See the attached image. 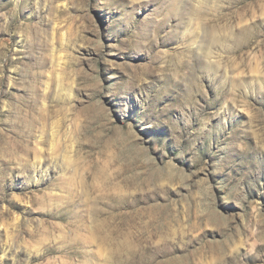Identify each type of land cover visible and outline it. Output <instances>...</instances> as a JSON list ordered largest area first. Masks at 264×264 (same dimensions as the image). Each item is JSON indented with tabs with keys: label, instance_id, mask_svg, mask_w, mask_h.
Returning <instances> with one entry per match:
<instances>
[{
	"label": "rangeland",
	"instance_id": "rangeland-1",
	"mask_svg": "<svg viewBox=\"0 0 264 264\" xmlns=\"http://www.w3.org/2000/svg\"><path fill=\"white\" fill-rule=\"evenodd\" d=\"M0 264H264V0H0Z\"/></svg>",
	"mask_w": 264,
	"mask_h": 264
}]
</instances>
